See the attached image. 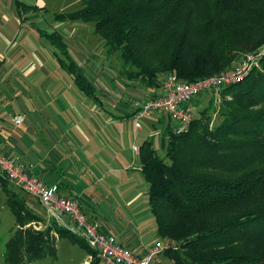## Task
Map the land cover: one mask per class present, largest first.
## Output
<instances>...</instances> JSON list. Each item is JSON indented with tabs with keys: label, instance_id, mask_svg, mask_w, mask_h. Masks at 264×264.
<instances>
[{
	"label": "trees",
	"instance_id": "obj_1",
	"mask_svg": "<svg viewBox=\"0 0 264 264\" xmlns=\"http://www.w3.org/2000/svg\"><path fill=\"white\" fill-rule=\"evenodd\" d=\"M79 2L54 19L91 21L104 53L115 54L126 77L145 87H158L169 73L202 80L260 52L240 80L208 90L184 131L166 125L161 154L149 138L138 145L137 158L155 234L167 246L161 254L172 264H264V0ZM13 4L21 20L36 11L20 0ZM36 31L75 86L97 98L62 36ZM0 187L14 216L2 264L53 255L55 237L86 249L88 264L99 263L96 252L56 220L40 229L28 225L39 217L25 206L24 191L12 190L2 175Z\"/></svg>",
	"mask_w": 264,
	"mask_h": 264
},
{
	"label": "crops",
	"instance_id": "obj_2",
	"mask_svg": "<svg viewBox=\"0 0 264 264\" xmlns=\"http://www.w3.org/2000/svg\"><path fill=\"white\" fill-rule=\"evenodd\" d=\"M25 14L21 20L13 0H0V153L13 156L27 173L45 184H56L57 194L74 199L88 220H97L103 231L142 254L147 246L161 239L155 234L145 194L147 184L140 172L138 154L132 149L139 143L129 146L130 138L126 137L120 118L133 114L144 97L159 90V85L144 86L141 92L132 89L139 98H131L127 91L116 93L114 85L97 83L90 76V65L98 64L93 61L77 64L93 85L97 98L86 95L75 84L76 90L70 88L66 92L60 86L52 87L47 72L56 71L54 68H45L43 74L41 58L26 45L30 54L9 50L14 41L6 38L7 21L11 18L21 23ZM6 46L10 47L4 51ZM54 52L51 47L53 58ZM19 71L28 73L27 83L19 82ZM17 115L21 122L14 124L11 119ZM123 150H127L130 160L129 156H117ZM27 196L23 193L25 206L39 217V221L28 225H51L53 219L46 213L41 217L33 211L41 207L38 200ZM62 221L67 224L65 217ZM90 259L88 254L79 264H88ZM158 260L172 264L165 254Z\"/></svg>",
	"mask_w": 264,
	"mask_h": 264
},
{
	"label": "rangeland",
	"instance_id": "obj_3",
	"mask_svg": "<svg viewBox=\"0 0 264 264\" xmlns=\"http://www.w3.org/2000/svg\"><path fill=\"white\" fill-rule=\"evenodd\" d=\"M20 1L24 4L36 7V11L26 13L25 19L21 23H17L11 18L8 19V24L5 26V33L8 35L6 38H10V40L14 42L11 47H4V51L10 47L9 50L21 51L22 54H30L25 48L26 45L41 58L44 65L42 70L44 71L43 74L46 72L45 68H54L56 70L51 71L48 69L47 72L49 77L47 81L52 87L60 86V88L65 89V92L66 90L70 91V88L76 90L70 75L63 68L58 67L51 55L50 44L38 35L35 26L47 31L54 29L62 36L66 43L69 57L75 63L81 64V62H86L87 64H90L93 61L98 62L96 65H90L91 71L88 70L91 72L90 76L94 77V80L97 83L108 82L112 84V86H115L113 89L116 90V93L119 91H127L131 93H129L131 98H139L138 95L132 93V89L140 90L141 92V88L144 87V85L139 81H132L126 77L123 72V67L115 54L106 55L104 53L103 41L99 34L94 31L93 23L91 21H73L69 19L58 21L54 19L55 14L67 13L78 8L80 3L79 0ZM5 14L7 13L5 12ZM13 38L16 39L12 40ZM19 40H22V42ZM14 46H16V48H14ZM98 72H100L99 77H97ZM27 75L28 73L25 75L19 71L17 74L19 82L27 83ZM55 89H57V87ZM207 92L208 90L202 94H197L195 98L191 100L192 102L189 106L191 107L193 116H196L198 109L204 105L205 98L208 95ZM157 116L158 114L156 113L142 116L138 120L139 129H141L139 131L138 129H134L133 114L123 115V117L120 118L126 137H128V139L130 138L129 146L132 142L141 144L144 139L150 138L152 141V147L155 148L159 154L162 153L161 148L162 146H165L167 140L166 125L169 118L165 115L160 118H157ZM169 124L172 126L174 123L172 120H169ZM120 155L129 156L130 160V155L127 150L121 151L117 156ZM14 188L16 187L12 185L11 189L14 190ZM24 194L28 197L25 192ZM33 211L41 217L45 216V211L42 206H37ZM13 226L14 216L6 204L5 192L0 187V264H2V254L4 252L5 242L8 239ZM33 226L37 227L36 229L42 228L39 224H34ZM53 246V255L45 253L41 258L23 264H79L84 258H86V255H88L86 249L66 237H55L53 240Z\"/></svg>",
	"mask_w": 264,
	"mask_h": 264
},
{
	"label": "built area",
	"instance_id": "obj_4",
	"mask_svg": "<svg viewBox=\"0 0 264 264\" xmlns=\"http://www.w3.org/2000/svg\"><path fill=\"white\" fill-rule=\"evenodd\" d=\"M259 54H248L228 70L198 81H182L172 73L165 75L160 81L159 90L145 97L133 112L134 127L139 128L138 120L142 116L156 113L172 120L175 133L184 131L192 117L188 102L202 91L240 80L252 64L256 65ZM11 120L18 124L21 117L17 115ZM132 149L137 153V146L133 145ZM0 175L14 187L36 198L48 217L81 238L96 252L103 264H161L158 257L167 247L161 240H155L142 254L133 252L112 234L103 231L97 220H88L74 199L58 195L56 184H45L40 178L27 173L24 166L10 154L0 153ZM62 217L67 219V224L62 221Z\"/></svg>",
	"mask_w": 264,
	"mask_h": 264
}]
</instances>
